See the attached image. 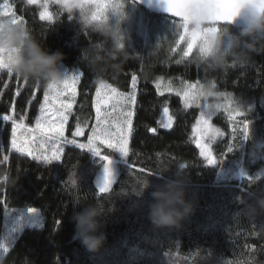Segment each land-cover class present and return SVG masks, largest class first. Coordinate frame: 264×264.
<instances>
[{
    "label": "trees",
    "instance_id": "obj_1",
    "mask_svg": "<svg viewBox=\"0 0 264 264\" xmlns=\"http://www.w3.org/2000/svg\"><path fill=\"white\" fill-rule=\"evenodd\" d=\"M126 1L138 11L152 14ZM9 2L35 39L50 52H62V62L80 70L76 112L93 116V94L99 81L125 91L136 75V101L125 159L118 160L106 147L97 155L63 143L60 159L47 163L12 150V124L2 119L10 115L25 130L33 127L46 87L38 84L37 88L35 82L0 71V170L19 176L14 186L0 183V241L6 210L35 208L42 219L41 227H26L14 236L0 258L2 264H264V213L254 218L238 214L254 203V194L264 191V53L251 54L245 67L206 72L190 55L174 63L171 60L176 56L155 44L140 37H123L131 57L123 68L113 70L111 63H104L93 70L83 51L87 53L97 43L110 47L112 37L85 25L77 12L54 7L53 20L46 21L40 19L38 5H28L27 0ZM222 27L238 34L241 31ZM158 75L200 83L213 79L217 91L234 95L247 105L243 116L220 112L211 119L214 128L223 133L212 141L215 166L206 164L195 143L198 107H186L178 95L160 92L153 82ZM164 106H169L174 118L169 129L159 122ZM244 119L250 122L247 138L239 132ZM105 156L118 160L119 172L110 191L100 193L93 178ZM237 164L246 167L249 176L219 177V168ZM180 165L186 166V199L194 202L195 209L181 228L155 229L148 219L150 192L175 179ZM164 169L169 170L162 174ZM138 177L149 178L152 185L141 198L129 190ZM98 199L112 210L104 217L102 247L90 252L75 237L72 217Z\"/></svg>",
    "mask_w": 264,
    "mask_h": 264
},
{
    "label": "clouds",
    "instance_id": "obj_2",
    "mask_svg": "<svg viewBox=\"0 0 264 264\" xmlns=\"http://www.w3.org/2000/svg\"><path fill=\"white\" fill-rule=\"evenodd\" d=\"M239 15H243L245 26L238 35L231 33L227 27H217L215 35L203 53H198L196 62L203 66L204 71L226 72L238 66L245 67L251 54L264 53V5L260 0H249L241 4L235 17ZM89 26L94 31L112 37L113 41L110 47L97 43L87 53L83 51L82 55L90 57L93 70H96L97 65L104 63H111L113 70L122 69L131 57L123 43L117 39L120 35L117 28L110 25ZM205 26H207L205 19L193 18L190 22L192 28ZM0 57L3 58L0 70H7L22 81L35 82L47 88L60 85L65 79V72L61 69L63 53L59 50L48 51L32 36L26 25L12 23L8 18H0ZM214 83L213 79L203 83L204 92L208 97L215 93ZM168 170L164 169L162 174ZM186 176V166L180 165L175 179L155 186L150 192L152 202L149 205L148 219L155 229L181 228L183 221L193 213L195 204L186 199ZM18 178L19 176L13 177L6 170H0V183L14 186ZM150 187L152 185L149 178L138 177L129 190L137 198H141ZM253 199L254 203L238 214L254 218L264 213V191L254 194ZM111 210L104 200L98 199L87 203L81 211L74 213L72 220L75 223V237L88 251L96 252L102 247L106 239L103 231L104 217Z\"/></svg>",
    "mask_w": 264,
    "mask_h": 264
},
{
    "label": "snow or ice",
    "instance_id": "obj_3",
    "mask_svg": "<svg viewBox=\"0 0 264 264\" xmlns=\"http://www.w3.org/2000/svg\"><path fill=\"white\" fill-rule=\"evenodd\" d=\"M166 5V11L175 16L181 18V22L177 25L175 23V30L182 29L180 34V41H184L187 44L186 50L183 51V56L188 57L192 53L193 49L198 46V53H203L206 46L209 44L213 36L217 31L218 21H231L237 14L240 6L244 2H249V0H162ZM40 3V0H27L28 5H35ZM62 8L66 9L69 13L73 9H79L80 15L83 17V23L85 25H109L107 23L106 13L109 10L117 12L120 14V18L123 19L122 9L123 3L117 2L113 3V0H55ZM260 3L264 5V0H260ZM49 0H43L40 6L43 11L40 12V19L52 21L53 14L48 11ZM95 7V11H89L91 7ZM0 18H8L12 23H23L25 21L22 18H18L12 4L9 0H3L0 3ZM193 18L205 19L207 20V26L203 28H192L190 27V22ZM71 19V16L69 17ZM118 32L120 33L119 27L116 26ZM119 41L122 42V35L117 37ZM179 44V41L177 42ZM175 49H173L174 51ZM2 57H0V63H2ZM181 60H177L176 63H181ZM5 71V70H0ZM9 76H13L10 72L6 70ZM81 74L79 72L68 75L65 73V79L60 85L49 86L43 92L44 105L40 107L41 115L36 119L35 129L25 130L22 122H17L10 115H3L2 119L4 121H11V136H12V147L18 152L26 153L32 156L33 159H42L44 162L51 163L53 160H59L61 156V150L57 146L58 142L64 137V124L68 120V115L72 109L73 101L76 95V84L79 82ZM17 78V77H16ZM18 79V78H17ZM19 80V79H18ZM26 82V81H25ZM135 86H136V76L132 77V93H122L111 85L101 81L100 87L96 89V101H95V111H96V125L92 128V133L88 137L87 144H80V148L91 149L100 155L98 148L94 147L95 143L99 141L101 144H105L110 149H115L121 152L123 155L128 156V136L131 133L132 125V111L127 112L121 111L116 115L117 105L130 106L135 104ZM160 86V82L157 81V87ZM213 87H216L215 83ZM38 88V84H37ZM168 90H172L171 82L167 85ZM66 93H70V98L67 102L61 100V97ZM177 95H182L184 99L185 106H190L191 104H196L201 98L208 97V94L204 92L203 84L197 81L195 84L185 83L183 87L177 90ZM212 95H216L213 93ZM51 100H59V107L52 106L46 107ZM211 108V105H208ZM217 108L220 105H216ZM111 108L112 112L106 111V109ZM168 108L164 107L163 113L166 116V122H160V126L164 128H169L171 126L172 117L168 115ZM230 115L235 113L237 116H243L244 113L240 111V108L229 109ZM206 116L208 118H206ZM23 119V118H21ZM210 114L201 113V118L197 120L196 125L193 128L194 134L199 138L196 140L197 147L200 148V155L205 159L208 165H213L217 163V159L212 155L209 147L203 143L205 137L209 140H213L216 136H221L223 133L217 129L213 128L210 123ZM249 121L244 119L242 121V127H239V132L242 134L243 138H247L249 134ZM114 129V130H113ZM18 130L21 134L31 135L33 132L37 133L41 139L26 141L25 144L18 143ZM150 131L155 132L156 129H150ZM237 129L234 128L233 132ZM82 130L77 126V130L73 133L74 136L82 135ZM235 139V136L233 137ZM75 141H73L74 143ZM45 145L52 148L50 155L45 154ZM232 148L229 147L228 151ZM108 160V157H103ZM7 160V157H5ZM108 160V164L105 165L106 180L103 186L100 188V193H108L111 189V171ZM0 249L7 251L8 249L0 245Z\"/></svg>",
    "mask_w": 264,
    "mask_h": 264
},
{
    "label": "rangeland",
    "instance_id": "obj_4",
    "mask_svg": "<svg viewBox=\"0 0 264 264\" xmlns=\"http://www.w3.org/2000/svg\"><path fill=\"white\" fill-rule=\"evenodd\" d=\"M115 2H117V0H113V3ZM119 2H122L124 5L122 9L123 19L120 18V14H118L117 12H113L112 10H109L106 13V15L108 17L107 23L110 26L119 27L122 38L123 37L125 38L140 37L145 42L153 43L159 48L163 49L165 53L176 56L172 58L171 60L174 63L177 60H180L182 58L183 51L186 50L187 44L184 41H180V34L182 33L183 30L182 29L175 30V23L178 25L181 21H176L172 18H168L164 16H158V15H152V14L150 15V14L144 13L143 11L140 12L134 8L132 3L126 0H119ZM40 3H43V0H40ZM40 3L36 4L39 7V17H40V12L43 11V8L40 6ZM54 7L62 11H67L66 9L62 8L60 4L55 3V0H49L48 11L51 12L52 14H53ZM92 11H95L94 6L91 7L89 11V15H91ZM72 12H77L80 15L79 9H73ZM216 26L223 28L220 25H216ZM230 32L238 35V32L232 29H230ZM178 41H179V44H177ZM173 49L175 50L173 51ZM198 51L199 49L197 46L196 48L193 49L192 53H190L189 55L192 56L193 59H196L198 55ZM61 69L65 73H68L69 76H71V74L76 73V72L80 73V70L77 67L66 64L64 62L61 63ZM133 76H136V75H133ZM157 81L160 82V86L158 87L160 92L174 93L176 95H177V90L181 89L185 83H192V84L196 83V81H189L179 76L174 77V76H161V75L154 76L153 82L156 87H157ZM169 82H171V85H172L171 91L168 90L167 88V85L169 84ZM100 83L101 81H99V83L97 84L96 89L100 87ZM105 83L111 85L112 87L116 88L119 92H122V93H132L133 92L132 83H131V87L125 91L118 89L116 86L108 82H105ZM96 89L93 94V113H94L93 116L87 114L86 112L78 113L75 111L76 98L78 95V83L76 84V95L73 101V106L68 115V120L64 124V137L58 142V145H57L60 148L61 153H62L63 143H71L77 146H79L80 144L88 143V137L92 133V128L96 125V111H95ZM215 93L216 95L201 98L196 104L190 105V106H196L199 109V115H198L197 120L201 118V113H209L210 114L209 123L214 128L211 119L220 112H223L229 116H237L235 115V113H232L230 115L229 109L230 108L235 109L239 107L241 112H243L244 114L247 113L248 107L244 103L243 100L238 99L234 95L219 92L216 89H215ZM135 96H136V91H135ZM178 96L181 98V101L183 105L185 106L183 96L182 95H178ZM69 98H70V93H66L64 96L61 97V100H63L64 102H67ZM44 103H45L44 99H42V105H44ZM59 103H60L59 100H51L50 103L46 105V107H52V106L59 107ZM134 105L135 104L126 106V107L123 105H117L116 112L113 113V115H116L117 113H120L121 111L127 112L128 110H131L133 113ZM208 105H211V108H209ZM216 105H220V107L217 108ZM164 107L168 108L169 110L168 115L172 117L171 126L169 127L171 128L174 122V118L171 114L169 106H164ZM164 107L162 108L160 112L159 122H162V121L166 122V116L163 113ZM106 111L112 112V109L108 108L106 109ZM40 115L41 113H39L38 117ZM206 118L208 117L206 116ZM78 125L81 128L83 134L74 136L73 133L76 132ZM35 127H36V123L33 125V127L32 126L29 127V129H35ZM169 128H165V129H169ZM17 135H18V143H21V144H25L26 141H30L32 139H35V140L41 139V137L35 132H33L31 135H25V134L22 135L20 130H18ZM129 136H128V140H129ZM194 137H195V143H196V140L199 137L196 134H194ZM73 141L75 142L73 143ZM212 141L213 140H209L207 137H205L203 140V143L209 147V149L212 152V155L215 157L213 153V149H212ZM10 145H11L12 150L17 151L16 149L12 147L11 143ZM94 147L98 148L99 150L103 147L108 148L105 144H101L99 141L95 143ZM87 150L90 152H95L91 149H87ZM111 150L115 152V154L119 158L118 160L125 159L126 156L123 155L121 152L115 149H111ZM51 152H52V148L49 147L48 145H45V154L50 155ZM23 154L27 155L26 153H23ZM108 160L111 161V163L108 166L111 171L110 179L112 181L111 183V187H112L113 183L115 182L118 176V172H119L118 164H117L118 160H116L115 158H111V157H108ZM108 160L104 161V164L99 168V170H97L93 178V182L99 191L107 178L106 172H105V165L108 164ZM216 164L217 163L210 165V166H215ZM218 168H219V165H218ZM244 176H249L248 169L240 164H237L235 167L222 166L221 168H219V177L239 178V177H244ZM5 214H6L7 222L6 224L4 223V234L0 241V245L6 247L7 249L9 248V245H10L9 242H11L14 239V236L18 232H20L23 228H26V227L39 228L42 226V219H41L40 212L35 208H31V209L12 208V209L6 210ZM4 253L5 251L0 249V258L4 255Z\"/></svg>",
    "mask_w": 264,
    "mask_h": 264
},
{
    "label": "water",
    "instance_id": "obj_5",
    "mask_svg": "<svg viewBox=\"0 0 264 264\" xmlns=\"http://www.w3.org/2000/svg\"><path fill=\"white\" fill-rule=\"evenodd\" d=\"M130 1H132L134 4L142 7L143 9L154 15L164 16V17L172 18L176 21H181L180 17L175 16L166 11V5L162 2V0H130ZM216 25H222V26L226 25L241 30L245 26V20L243 15H239L237 17H234L232 22L218 21Z\"/></svg>",
    "mask_w": 264,
    "mask_h": 264
}]
</instances>
